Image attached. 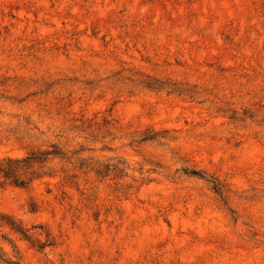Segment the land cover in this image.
Listing matches in <instances>:
<instances>
[{
    "label": "rangeland",
    "instance_id": "rangeland-1",
    "mask_svg": "<svg viewBox=\"0 0 264 264\" xmlns=\"http://www.w3.org/2000/svg\"><path fill=\"white\" fill-rule=\"evenodd\" d=\"M54 143L5 258L264 264V0H0V159Z\"/></svg>",
    "mask_w": 264,
    "mask_h": 264
},
{
    "label": "trees",
    "instance_id": "trees-1",
    "mask_svg": "<svg viewBox=\"0 0 264 264\" xmlns=\"http://www.w3.org/2000/svg\"><path fill=\"white\" fill-rule=\"evenodd\" d=\"M153 88V86H149ZM156 89V88H154ZM80 152L70 154L64 150L59 144H51L48 148H37L28 151L24 158H4L0 159V188L14 187L20 189H29L35 181L41 180L45 177H56L57 171L52 167L54 162H64L73 166L74 170L83 171L89 169L87 161L81 157ZM98 176L107 177L113 171H121L118 167L113 165L104 166L98 165L91 168ZM72 177V176H71ZM68 176V178H71ZM75 178L74 176L71 178ZM0 227L10 228L17 234L23 236L26 240L31 241L28 232L23 230L11 216L0 212ZM51 246V243L39 244V249L44 250ZM0 258L6 264H21L5 258V255L0 248Z\"/></svg>",
    "mask_w": 264,
    "mask_h": 264
}]
</instances>
